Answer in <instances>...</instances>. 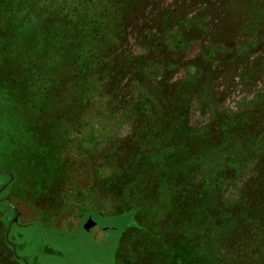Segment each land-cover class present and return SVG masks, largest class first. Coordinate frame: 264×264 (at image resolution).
<instances>
[{
	"label": "trees",
	"instance_id": "obj_1",
	"mask_svg": "<svg viewBox=\"0 0 264 264\" xmlns=\"http://www.w3.org/2000/svg\"><path fill=\"white\" fill-rule=\"evenodd\" d=\"M0 107L43 222L134 211L119 264H264V0H0Z\"/></svg>",
	"mask_w": 264,
	"mask_h": 264
},
{
	"label": "rangeland",
	"instance_id": "obj_2",
	"mask_svg": "<svg viewBox=\"0 0 264 264\" xmlns=\"http://www.w3.org/2000/svg\"><path fill=\"white\" fill-rule=\"evenodd\" d=\"M230 93L226 104L231 108L249 98L240 88ZM3 110L0 107V143L2 133L9 127L8 111L6 109L5 114ZM196 113L194 118L198 121L200 113ZM101 142V136L95 135L82 149L91 151ZM4 144V141L3 146L0 144V224L6 229L5 238L17 259L24 264H119L121 241L129 230L137 227L135 212L106 216L85 208L74 210L63 219L43 222L21 201L22 179L26 175L17 172L18 157L6 154L2 150ZM8 201L19 211L17 223H14L15 213ZM89 218L92 223L87 230Z\"/></svg>",
	"mask_w": 264,
	"mask_h": 264
},
{
	"label": "water",
	"instance_id": "obj_3",
	"mask_svg": "<svg viewBox=\"0 0 264 264\" xmlns=\"http://www.w3.org/2000/svg\"><path fill=\"white\" fill-rule=\"evenodd\" d=\"M11 179H12V177H11ZM8 203H9V205L11 206V208L13 209V211L15 213L14 223H17L18 217H19V211L14 206H12L9 201H8ZM87 221L88 222H87V225H86V229L89 230L90 227H88V225L92 223V219L89 218Z\"/></svg>",
	"mask_w": 264,
	"mask_h": 264
}]
</instances>
